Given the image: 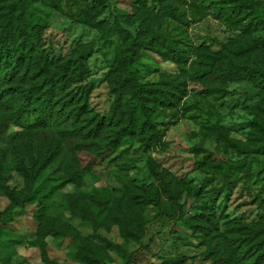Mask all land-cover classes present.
<instances>
[{
  "label": "rangeland",
  "instance_id": "obj_1",
  "mask_svg": "<svg viewBox=\"0 0 264 264\" xmlns=\"http://www.w3.org/2000/svg\"><path fill=\"white\" fill-rule=\"evenodd\" d=\"M28 1L27 9L34 7L45 25L44 37L52 54L67 52L76 43L93 44L90 71L84 82L91 84L90 108L98 114H106L114 99L107 75L117 65L118 44L122 40L116 15L128 24L136 26L145 22L167 34L190 60L195 58L199 46L219 51L225 44L252 42L264 34L257 20L251 28L242 26L250 17L241 26L222 19L219 13L222 0L199 4L172 0L181 11H186L188 24L166 15L155 0H147L143 5L138 0H110L105 13L99 17L111 27V37L104 40L97 28L76 20V14L91 5L92 0H63L57 9L40 0H34V4ZM253 1H259L264 8V0ZM243 58L264 63V49L253 50ZM143 62L146 79L152 80L158 72L187 76L190 69L189 64L179 66L157 56L145 58ZM226 88L225 94H204L197 91L198 85L191 83L180 103L167 107L157 118L158 129L166 142L164 148H149L138 141H129L113 155L114 162H101L84 174L81 183L58 184L64 162L72 157L65 143L60 158L31 186L20 168L33 165L39 149L25 142L27 137L20 128H10L0 139L3 163L0 264H50L46 257L67 264H85L76 257L82 242L72 236L48 240V254L43 253L40 244L46 237L43 238L36 217L39 210L46 216L69 222L74 233L92 241L91 248L84 250L98 257L99 264L128 261V264H165L171 257L184 258L182 264H215L209 253L214 241L192 228L194 216L212 211L222 229L229 224L254 226L264 216V153L244 152L237 146V142L248 141L251 121L261 113L262 94L248 79L228 83ZM150 157L168 167L180 180L181 207L164 194L159 209L147 207L144 211V236L139 240L123 238L117 225L109 229L102 224L106 213L100 211L99 202L109 206L123 194L130 181L156 183ZM23 189H29L33 195L23 200V205L14 207L13 215L8 216L12 203L10 193ZM73 194H80L91 206L95 214L91 221L70 211ZM93 221L98 223L96 231Z\"/></svg>",
  "mask_w": 264,
  "mask_h": 264
},
{
  "label": "trees",
  "instance_id": "obj_2",
  "mask_svg": "<svg viewBox=\"0 0 264 264\" xmlns=\"http://www.w3.org/2000/svg\"><path fill=\"white\" fill-rule=\"evenodd\" d=\"M40 1L57 9L63 0ZM109 1L92 0L91 5L76 14L79 23L97 28L104 40L111 37V27L99 17L105 13ZM146 1L138 0L142 5ZM155 1L166 15L183 24L189 23L186 11H181L172 0ZM208 1L212 0H191L194 4ZM28 2L34 4V0ZM27 6V0H0V139L10 128L18 127L27 137L25 142L39 149L34 164L20 168L31 186L60 158L65 143L72 157L63 164L59 185L81 183L84 174L101 162H114L113 155L129 141H138L149 148H164L166 142L158 129L157 118L167 107L180 103L191 83L198 85L197 91L204 94H225L228 83L251 80L262 94L261 113L251 121L247 143L237 142V146L244 152L264 153V63L243 58L253 50L264 49V34L252 42L225 44L219 51L199 46L195 58L190 60L167 34L145 22L136 26L128 24L116 15L122 40L118 44L117 65L107 75L114 99L106 114H98L90 108L91 84L84 82L90 71L93 44L76 43L67 52L52 54L44 37L45 25L35 8L28 10ZM219 9L220 17L236 26L250 17L242 25L245 29L251 28L255 20L264 28V8L259 1L222 0ZM152 56L172 60L179 66L189 64L187 76L158 72L154 80L146 79L143 61ZM149 164L156 183L130 181L123 194L109 206L99 202L100 211L106 213L102 224L109 229L117 225L123 238L139 240L144 236V211L147 207L159 209L164 194L181 207L180 180L153 157ZM32 195L29 189L12 191L7 215L12 216L14 207L23 205V200ZM69 208L84 220L91 221L95 216L80 194H73ZM36 217L43 238L46 237L40 244L43 253L48 254V240L72 236L82 242L81 250L76 253L80 261L100 263L98 257L84 250L91 248L92 241L74 233L72 224L46 216L42 210ZM93 222L96 231L98 223ZM191 226L214 241L209 253L215 264H264V216L254 226L229 224L222 229L215 213L203 211L194 216ZM45 260L50 264H67L50 257ZM184 261L171 257L165 264Z\"/></svg>",
  "mask_w": 264,
  "mask_h": 264
}]
</instances>
